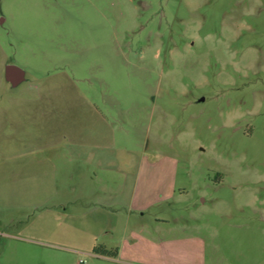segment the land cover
<instances>
[{"label": "rangeland", "instance_id": "obj_1", "mask_svg": "<svg viewBox=\"0 0 264 264\" xmlns=\"http://www.w3.org/2000/svg\"><path fill=\"white\" fill-rule=\"evenodd\" d=\"M0 264H264V0H0Z\"/></svg>", "mask_w": 264, "mask_h": 264}, {"label": "water", "instance_id": "obj_2", "mask_svg": "<svg viewBox=\"0 0 264 264\" xmlns=\"http://www.w3.org/2000/svg\"><path fill=\"white\" fill-rule=\"evenodd\" d=\"M25 70L16 65H7L5 70L6 79L14 86H17L25 79Z\"/></svg>", "mask_w": 264, "mask_h": 264}, {"label": "trees", "instance_id": "obj_3", "mask_svg": "<svg viewBox=\"0 0 264 264\" xmlns=\"http://www.w3.org/2000/svg\"><path fill=\"white\" fill-rule=\"evenodd\" d=\"M97 252H99V251H97ZM101 252H102V253H107L106 250H103V251H101Z\"/></svg>", "mask_w": 264, "mask_h": 264}]
</instances>
